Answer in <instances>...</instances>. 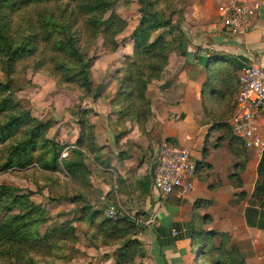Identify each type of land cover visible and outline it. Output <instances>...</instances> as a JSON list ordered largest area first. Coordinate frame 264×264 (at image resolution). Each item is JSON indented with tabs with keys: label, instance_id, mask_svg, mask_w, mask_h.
Segmentation results:
<instances>
[{
	"label": "trees",
	"instance_id": "obj_1",
	"mask_svg": "<svg viewBox=\"0 0 264 264\" xmlns=\"http://www.w3.org/2000/svg\"><path fill=\"white\" fill-rule=\"evenodd\" d=\"M140 1L143 4L140 23L131 36L134 57L137 61L124 62L116 95L110 102L111 111L117 114L112 123L114 131L116 130L115 142L118 144L129 131L125 127L126 121L144 122L149 116L151 103L146 94L147 84L151 78L160 77L169 61L170 52L176 45L180 44V47L183 45L180 39L185 36L180 26L181 12L178 13L176 4L172 3L170 10L167 11L158 4L168 6V1ZM114 2L115 0H11L8 6L20 9L22 5H32L36 13L35 19L27 18L24 24L17 23L15 29L11 27L9 15L6 11H2L3 7L0 6V70L3 73L0 77V168L2 171L14 167L26 168L36 163L42 170L50 172L65 170L71 180L79 181L78 187L94 189L89 180L85 153L91 148L92 152L101 154L105 146L93 145L92 127H89L88 121L83 118V113H80L82 117L78 120V137L71 147L47 137L49 123L32 116L14 94L13 74L19 60L33 55L40 47L41 51L49 47L65 60L56 61L52 57L49 59L55 60V68L63 81H73L87 92H91L93 89V81L89 74L91 59L80 47L79 36H86L87 43L99 33L104 35L105 40H112L125 25L124 21L114 15L103 20V13L110 9ZM175 14L178 15L176 20ZM114 26L117 27L113 28ZM165 29L169 31H164ZM158 30H161V33L153 37V33ZM168 35L171 38H168ZM241 65L235 57L212 51L204 63L206 76L200 89L203 112L212 124L210 130L219 133L218 139H228L230 150L238 159L235 164L237 170L230 175L235 180L239 179V171L243 169L248 158L247 150L241 140L232 134L227 122L235 107V95L238 89L236 72ZM59 82L61 83V80ZM218 97L228 100L229 113L223 118L224 120L216 118L212 110V100ZM141 130L146 134L143 128ZM129 144L141 148L126 140L118 153H125ZM65 148L68 155L60 158ZM107 160V158L100 160L104 168H109ZM257 175L252 197L263 208L264 151L257 166ZM118 181L126 183L128 180L118 176ZM103 182L109 183L107 180ZM137 186L141 187L144 193L150 194L151 172L144 176V179L138 180ZM13 191L15 189L9 185L0 186V211L3 212L0 217V255L5 256L11 264H35L33 255L50 254L60 248L57 244L60 241L77 240L71 221L48 230L43 236L38 235L32 226L39 222L36 213L43 215L44 212L26 197L14 196ZM110 194L107 196L108 199L112 197H109ZM84 196V192H76L71 195L66 194L63 198L73 203L83 202L79 210L85 215L77 220L85 221V217L90 215L87 221L93 227L91 240H100L104 245L113 242L112 240L117 241L115 264H135L136 258L144 257L143 243L137 237L141 230H135V221L127 216L117 218L102 216L98 222H94L92 217L100 214L101 210L94 209L89 199ZM13 206L18 207L17 213H12ZM206 218L207 216L203 217L202 221L206 222ZM204 234V231L196 227L192 241L194 249L198 248V254L193 258L196 264H245L236 248L227 252L224 246L214 245L210 238L204 239Z\"/></svg>",
	"mask_w": 264,
	"mask_h": 264
},
{
	"label": "rangeland",
	"instance_id": "obj_2",
	"mask_svg": "<svg viewBox=\"0 0 264 264\" xmlns=\"http://www.w3.org/2000/svg\"><path fill=\"white\" fill-rule=\"evenodd\" d=\"M10 1L0 0V6L3 7L2 11H6L9 15L12 28L15 29L17 23L24 24L27 18H36V13L32 5H22L20 9H16L15 6L7 5ZM165 1H168V6L167 4L165 6V4L161 3L158 6L162 9L166 8L169 11L170 5L174 3L176 4L178 13L182 11L174 0ZM142 9L143 4L140 0H115L113 6L103 13L102 17L103 20L108 19L110 15L120 18L125 23L123 29L112 40L108 41L100 33L88 43L87 41L85 42L87 39L86 36H79L78 43L80 47L87 52L88 58L91 59L89 67V74L93 81V89L91 92H87L73 81H63L64 79H62V76L55 68L54 62L55 60H65L49 47L44 51H41L40 47L33 55L19 60L16 64V69L13 74L15 84L13 83L12 85L14 94L20 100L22 106L30 111L32 116L49 123L46 131L47 137L71 147L77 139L70 142L72 138L71 134L74 128H78L79 130L78 120L82 117L80 113H83V118L88 121L89 127H92L93 145L96 147L105 146L101 154L100 152H92L93 150L91 151V148L85 153V164L89 170V180H91L94 189H82L78 187L80 184L79 181L75 182V180H71L65 170L50 172L42 170L36 163L20 169L14 167L2 171L0 168V186H11L15 189L13 191L14 196L26 197L27 200L38 205L44 212L43 215L36 213L39 216V222L32 226V229L38 235L43 236L48 230L58 227L66 221H71L75 229L77 240L73 242L60 241L57 243L60 246L57 251L53 250L50 254L45 255H33L35 264H115L117 257L116 249L118 247L117 241L112 240L113 242L107 245L102 244L100 240L92 241L90 235L93 227L87 221L90 215L85 217V221L77 220L85 215V213L79 210L83 202L73 203L70 200L64 199L63 197L66 194L71 195L76 192H84V197L89 199L93 208L101 210L100 214L92 217L94 222H98L102 216L109 218L127 216L135 221V230H142L149 225L154 226L153 221L149 222L152 214H148V209L146 208L150 194L144 193L142 188L137 186V182L141 178L144 179V176L148 174L149 170V155L144 153L150 151L151 155L154 150L151 148L153 143L154 145H158L164 139L158 133H153L151 124L154 115L152 104L162 106L163 101L171 103L169 101L176 99V96H169L167 98V95H165V90H170L172 83L170 77L163 76L168 71L169 61L160 74V77L151 78L147 84L146 94L151 103L150 114L147 119L139 123L125 122V127L128 129L134 123L137 126L136 134L139 137L147 138L145 148H135L132 144H129L128 147V152L137 161L135 166L139 173L135 174V172H125L123 170L119 172L116 167L111 168L108 160L106 163L109 165V168H104L103 164L100 163V160H105L106 156L115 155L123 148L116 142L115 144L113 143L112 147L106 144L107 132L109 134L111 132V137L116 132V130L114 131L112 121L115 120L117 114L112 117L114 113L111 111L110 102L116 95L119 78L124 69V62L127 60L137 61L134 57V44L131 36L133 31L139 26ZM72 15L74 16V13ZM181 15L180 23L182 22ZM177 17L178 15L175 14L174 19L176 20ZM115 27L117 26L113 28ZM77 28L79 29L80 25ZM164 31L169 30L165 29ZM160 33L161 30L155 31L153 37ZM168 38L171 37L168 35ZM180 41L184 45L187 41L186 35ZM182 46L180 47V44L176 45L171 52L175 51L176 53L182 54L184 52ZM50 57L55 60L50 61ZM2 76L3 73L0 70V77ZM56 79L58 80L56 81ZM59 80H61V83ZM173 93L177 94L178 92L174 90ZM196 95H198L200 112L205 122L210 124L209 122L211 120L204 114L202 109L200 91ZM196 95L194 98H196ZM163 97H166V99ZM211 105L216 118L223 119L228 115V100L226 98L218 97L213 99ZM103 110L106 112V116L104 117L103 115L101 116ZM188 111L190 113L193 112L192 109ZM183 117L184 113L174 108L172 113L168 115V119L165 118V121L169 122L167 123L168 127L176 129L179 128L178 123ZM104 119H107L106 128L104 127ZM139 127L141 129L143 128L146 134H143ZM166 138L172 140L170 137ZM128 140L131 142L130 139ZM225 140L228 141V139ZM67 155L68 151L65 148L60 158L67 157ZM118 176L128 181L122 183L118 181ZM103 180L109 182L108 184L105 183L108 187V191L106 192L102 191L101 182ZM109 193H111L109 196H112L111 199L107 197ZM109 205L114 207L117 212L116 215L108 216L106 209ZM11 209L12 213L18 212L17 206H13ZM2 215L3 212L0 211V217ZM197 252L198 248H195L192 258L197 256ZM140 262L142 261H139V258L135 259V264H139ZM0 264L11 263L5 256L0 255Z\"/></svg>",
	"mask_w": 264,
	"mask_h": 264
},
{
	"label": "crops",
	"instance_id": "obj_3",
	"mask_svg": "<svg viewBox=\"0 0 264 264\" xmlns=\"http://www.w3.org/2000/svg\"><path fill=\"white\" fill-rule=\"evenodd\" d=\"M174 1L182 10L180 26L187 41L182 46V54L170 53L168 71L163 76L172 80L170 90L164 89L165 95L178 99L169 101L171 103L163 101L162 106L152 104L154 115L151 124L153 133L164 139L170 137L174 144L186 146L197 170L193 189L189 192L175 190L162 198L151 186L146 208L148 214L155 216L157 224L144 227L137 236L145 250L139 261L144 264H196L192 258V241L196 227H199L205 232L204 239L210 238L217 247L222 245L227 252L236 248L245 264H264V207H260L252 197L261 156L247 150L248 158L239 171V179L231 178L230 175L237 170L235 164L238 159L231 152L229 142L218 139L219 133L210 130L212 124L205 122L196 95L205 80V60L212 51L235 57L241 64L264 66V0ZM230 2L255 6L245 32L231 35L222 27V7ZM174 90L178 93L174 94ZM174 108L184 113L176 129L168 127L169 122L165 121ZM189 109L193 112L190 113ZM101 113V116H106L105 110ZM104 125L106 128L107 119H104ZM136 131L137 126L133 123L119 144L123 145L130 139L135 145L145 148L147 138L139 137ZM78 133V128H74L70 142L77 138ZM107 135L106 144L112 147L115 137L110 136L111 132ZM156 147L157 144L153 143L151 148L155 150ZM128 151L127 148L126 154L116 153L106 158L111 168L137 174V161ZM144 154L149 155L151 165L153 153L150 155L147 151ZM101 187L103 192L108 191L104 182H101ZM205 216L206 222L202 221ZM173 229L177 232L175 235L172 234Z\"/></svg>",
	"mask_w": 264,
	"mask_h": 264
},
{
	"label": "built area",
	"instance_id": "obj_4",
	"mask_svg": "<svg viewBox=\"0 0 264 264\" xmlns=\"http://www.w3.org/2000/svg\"><path fill=\"white\" fill-rule=\"evenodd\" d=\"M255 6L230 2L222 7V27L231 35L245 32L254 15ZM238 89L235 107L228 119L234 136L239 138L246 150L261 156L264 151V66L242 63L237 72ZM197 164L186 146L163 139L155 148L150 165L152 186L156 193L165 198L178 190L182 193L193 189ZM108 216L116 215L112 205L107 206ZM156 225L154 215L150 221ZM148 224V222H147ZM176 230H172L175 235Z\"/></svg>",
	"mask_w": 264,
	"mask_h": 264
}]
</instances>
